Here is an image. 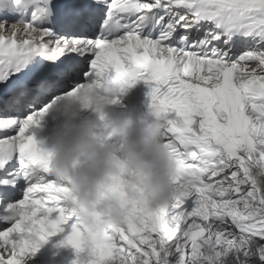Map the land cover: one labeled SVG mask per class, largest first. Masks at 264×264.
Instances as JSON below:
<instances>
[{
	"label": "snow or ice",
	"instance_id": "6c2138e0",
	"mask_svg": "<svg viewBox=\"0 0 264 264\" xmlns=\"http://www.w3.org/2000/svg\"><path fill=\"white\" fill-rule=\"evenodd\" d=\"M140 80L180 192L89 225L30 130L85 82ZM60 234L74 264H264V0H0V264Z\"/></svg>",
	"mask_w": 264,
	"mask_h": 264
},
{
	"label": "clouds",
	"instance_id": "9594fccd",
	"mask_svg": "<svg viewBox=\"0 0 264 264\" xmlns=\"http://www.w3.org/2000/svg\"><path fill=\"white\" fill-rule=\"evenodd\" d=\"M119 91L114 85L85 82L48 112L58 125L55 146L45 148L52 154V169L58 179L70 182L75 206L93 226L123 223L131 210L129 202L145 209L167 207L180 192L162 117L154 113L142 127L129 118L119 128L118 143L105 142L97 134L93 117L104 118ZM116 177L123 178L126 199L110 191Z\"/></svg>",
	"mask_w": 264,
	"mask_h": 264
},
{
	"label": "bare ground",
	"instance_id": "6f19581e",
	"mask_svg": "<svg viewBox=\"0 0 264 264\" xmlns=\"http://www.w3.org/2000/svg\"><path fill=\"white\" fill-rule=\"evenodd\" d=\"M121 101L118 100L116 102V105H121ZM149 104H152V103H149ZM112 106V105H111ZM110 106V107H111ZM52 116L47 114L40 122L38 128H39V132H40V138L43 142V145L46 146L47 148H52L55 146V143H56V137H57V131H58V127H57V122L55 120H49ZM33 129V128H32ZM31 129V130H32ZM110 139H104L105 142H108V143H114V141L117 140V138L114 136V137H111L109 136ZM64 239V235L63 234H60L58 236H54V237H51L48 242L44 243V246L46 247L47 250H49L50 248H55V250H57V248H62L63 251L65 247H68V248H72L71 246H66V245H62L61 244V241ZM38 255H40V251L37 252ZM35 254L34 257H32V259L34 261H38L39 262V256ZM67 257L71 256V255H67ZM29 263V262H28ZM48 263H56L55 260H49ZM41 264H45V263H42Z\"/></svg>",
	"mask_w": 264,
	"mask_h": 264
},
{
	"label": "rangeland",
	"instance_id": "374dc122",
	"mask_svg": "<svg viewBox=\"0 0 264 264\" xmlns=\"http://www.w3.org/2000/svg\"><path fill=\"white\" fill-rule=\"evenodd\" d=\"M65 238V237H64ZM77 253V252H76ZM38 255V254H37ZM81 257L85 256L86 255V252H82L79 254ZM39 256V262L41 263H46L47 261L50 260V258H54L56 261L58 259H62V258H58V257H55L53 255L50 254V256L48 257L47 255L43 254V251H42V254L38 255ZM75 256L77 258V254H73L69 257L65 256L66 258L64 259L65 262L63 264H72L71 261L75 258L73 257ZM32 259V258H31ZM31 259L28 261L29 263L31 262Z\"/></svg>",
	"mask_w": 264,
	"mask_h": 264
}]
</instances>
